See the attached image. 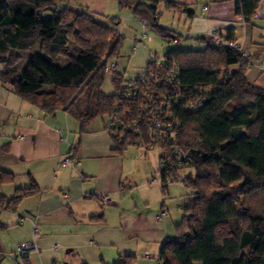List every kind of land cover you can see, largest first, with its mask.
<instances>
[{
	"label": "trees",
	"instance_id": "obj_1",
	"mask_svg": "<svg viewBox=\"0 0 264 264\" xmlns=\"http://www.w3.org/2000/svg\"><path fill=\"white\" fill-rule=\"evenodd\" d=\"M65 1L0 0V83L47 114L65 111L82 132L102 119L115 152L160 149L163 190L176 181L190 190L179 201L176 238L161 247L162 264H264V88L247 75L249 55L214 40L231 36L187 37L206 47L155 54L130 75L121 70L123 35ZM118 1L165 38L180 34L160 25L163 8L194 12L180 0ZM260 1L236 0L237 14L252 21ZM107 74L112 94L103 91ZM155 109L168 128L161 139ZM13 179L0 166V185ZM39 190L33 180L12 195L0 192V217ZM134 261L127 255L116 264Z\"/></svg>",
	"mask_w": 264,
	"mask_h": 264
},
{
	"label": "crops",
	"instance_id": "obj_2",
	"mask_svg": "<svg viewBox=\"0 0 264 264\" xmlns=\"http://www.w3.org/2000/svg\"><path fill=\"white\" fill-rule=\"evenodd\" d=\"M180 1L194 11L189 16L195 26L188 37L231 36L251 59L249 79L264 88V0L250 22L237 14L236 0ZM205 47L201 43L198 49ZM0 127V166L14 174L13 181L4 184V193L12 195L33 180L40 186L18 206L28 209L20 217L34 228L40 264L54 258L51 264L65 259L66 264H116L127 255L135 261L139 255L145 264H162L161 247L173 238L177 224L176 211L167 202L170 188L163 190L156 170L133 182L134 171L125 155L114 151L102 119L82 132L79 121L65 111L47 114L0 83ZM68 157L73 162L64 164ZM103 195L109 196L107 202ZM162 209L168 215L159 219ZM111 217L121 231L119 239H103ZM50 234L64 239H48ZM83 235L90 239L79 238ZM66 247L64 255L60 249ZM152 249L159 250L157 260ZM0 250L6 251L1 238Z\"/></svg>",
	"mask_w": 264,
	"mask_h": 264
},
{
	"label": "rangeland",
	"instance_id": "obj_3",
	"mask_svg": "<svg viewBox=\"0 0 264 264\" xmlns=\"http://www.w3.org/2000/svg\"><path fill=\"white\" fill-rule=\"evenodd\" d=\"M64 3L65 4L62 5H69L70 8L92 13L98 22L115 28L119 34L123 35L124 40L120 50L121 70L127 69L130 75L142 71L155 54L163 56L167 52L175 49H198L201 44L193 39L195 38L194 36H192V39H187L189 31L195 24H193L188 13L178 9L163 8L164 13L159 20L160 25L173 28L180 34L177 39H173L165 38L158 34L135 15L130 8H122L118 0H68ZM43 15L49 16V13L45 11ZM59 62L61 65L68 64L67 58H61ZM103 91L107 94H112L114 92V85L110 74H107L105 77ZM145 151V148L143 149L142 147L129 146L123 152L129 164V169L134 171V183L140 182V180L142 181L146 172H154V170L158 171L159 169L157 158L160 149L155 148L148 154H146ZM156 173L155 174L159 176V172ZM169 188V194L167 195L168 207L172 211H176L173 218L179 223L183 218V210H181L179 201L182 197L187 196L190 190L182 182L178 181L170 183ZM5 190V185H0V192H4ZM27 211V208L24 209V207L20 206L15 212L4 211L0 217V221L7 225L6 229H0V238L6 249L2 257V264H40L41 262V259L38 257L40 254L35 252L39 249L30 251L29 258L31 259H29V261L27 258H24V256L20 255L17 257L15 254L17 247L23 243L22 241L36 242L34 228L32 225L26 223L25 218L21 220L20 217L26 216ZM116 222L114 218H110L106 231L103 233V239H119L121 231L116 228ZM176 236L177 229L175 226L173 238H176ZM79 238L90 239V236L83 235ZM48 239L64 238L61 236H52L50 234ZM91 239L94 238L92 237ZM66 250L67 247L65 249H60V252L67 255ZM0 251L3 252L2 250ZM135 252L137 253V251ZM48 253L50 257V255H52L50 253L52 252ZM151 253L155 254L156 257L154 256L153 259L157 260L159 250L155 252V249H152ZM46 257L48 256L45 255L44 260ZM54 259L49 261L50 264ZM59 259L62 261L63 257H58L56 260ZM67 261L66 259L63 260L62 264H66ZM134 264H145V262H143L138 255L136 256Z\"/></svg>",
	"mask_w": 264,
	"mask_h": 264
},
{
	"label": "built area",
	"instance_id": "obj_4",
	"mask_svg": "<svg viewBox=\"0 0 264 264\" xmlns=\"http://www.w3.org/2000/svg\"><path fill=\"white\" fill-rule=\"evenodd\" d=\"M214 40L217 44L223 43L229 47L235 48L236 50H240V51L245 52L244 48L240 44H238L237 42H235L233 40H226V39H223L217 35H214ZM263 64H264V61L263 60L260 61V65H263ZM161 66H162V59L160 57L157 60V67L160 68ZM118 67H119V64L116 61H113L110 64V69H112V70H117ZM157 110L158 109H155V111H153L151 113V116H152L151 119L155 120L157 129H160L159 132H157V135H159L158 138L161 139L162 135H164V133L167 131L168 128L165 127V125L162 124L161 121L158 119V117L160 118V116H159L160 112L158 113L159 110L158 111ZM112 125H113V123H112ZM72 162H73V158L68 157L65 159L64 164L72 163ZM102 199L105 202H107L109 200V196L103 195ZM167 215H168L167 209H162L160 214L158 215V218L162 219V218L166 217ZM36 249H37V245L35 242H23L17 247V253H18V255L27 256L30 253V251L36 250ZM1 253L2 252L0 251V255H1Z\"/></svg>",
	"mask_w": 264,
	"mask_h": 264
}]
</instances>
